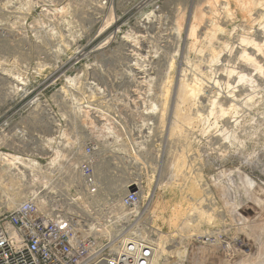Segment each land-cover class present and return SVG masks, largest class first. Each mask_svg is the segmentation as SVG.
Segmentation results:
<instances>
[{
	"label": "rangeland",
	"instance_id": "rangeland-1",
	"mask_svg": "<svg viewBox=\"0 0 264 264\" xmlns=\"http://www.w3.org/2000/svg\"><path fill=\"white\" fill-rule=\"evenodd\" d=\"M200 13L212 23L205 45L188 34ZM253 44L262 65L264 0H0V154L52 168L72 192L90 146L103 196L116 200L138 175L152 234L165 235L155 264H264V66L247 71L239 58ZM180 81L203 94L182 120ZM34 177L36 192L47 179ZM22 182L12 181L24 188L17 204L33 191Z\"/></svg>",
	"mask_w": 264,
	"mask_h": 264
},
{
	"label": "built area",
	"instance_id": "built-area-1",
	"mask_svg": "<svg viewBox=\"0 0 264 264\" xmlns=\"http://www.w3.org/2000/svg\"><path fill=\"white\" fill-rule=\"evenodd\" d=\"M94 165V149L85 146L72 192L68 181L58 184L49 175L55 171L41 166L47 180L36 183V194L0 213V264H150L155 242L141 184L107 198L94 181Z\"/></svg>",
	"mask_w": 264,
	"mask_h": 264
},
{
	"label": "bare ground",
	"instance_id": "bare-ground-1",
	"mask_svg": "<svg viewBox=\"0 0 264 264\" xmlns=\"http://www.w3.org/2000/svg\"><path fill=\"white\" fill-rule=\"evenodd\" d=\"M90 2V1H89ZM93 3V2H92ZM95 3V2H94ZM97 3V2H96ZM66 5V4H65ZM90 5H93V4H90ZM65 7V6H64ZM63 7V8H64ZM97 7V6H95ZM99 7V6H98ZM94 8V7H93ZM97 10V9H96ZM209 13V12H207ZM197 15V14H196ZM198 16V15H197ZM200 16H201V13H200ZM199 16V17H200ZM198 21H199V24L197 26V29H196V25H192L189 27V31H188V34H189V37L193 36L196 32L198 34L197 36V40H199V43L202 45V44H208L211 42L212 39L210 38H202L204 35H206V30L208 28H210L212 26V23L210 21L209 18H202V16L200 18H198ZM197 21V22H198ZM194 24V23H193ZM142 27V26H140ZM142 29V28H141ZM146 30V29H145ZM148 30V29H147ZM195 36V37H196ZM141 38V37H140ZM192 38V37H191ZM194 39V38H192ZM249 43L244 40V39H240L239 42H238V45L239 46H244V45H248ZM255 47V48H254ZM251 53H247L246 52V49L245 47L243 48H240V52L241 54L239 55V58L241 60H243V63L246 64L248 66L247 71L253 69L254 73H260L262 71V66H264V63L262 65H260V62H262L261 58H259L260 56V52L259 50L257 49V45L256 44H253V47L251 49ZM227 53V52H226ZM229 53V52H228ZM222 56H225L224 54H220V57ZM219 56L217 57V60L218 58H220ZM225 59V58H224ZM217 60L215 62H217ZM215 62H213L212 64H215ZM215 66V65H214ZM218 66V65H217ZM216 66V67H217ZM209 71L212 72V69H210L209 67ZM246 71V70H245ZM252 71V70H251ZM243 72V71H242ZM230 73H232V70L229 72V75ZM235 73V72H234ZM241 72L239 73H236L237 74V83H243V82H247L248 85L252 84L251 83V79H252V76L249 77L250 74H240ZM246 73V72H244ZM213 74H215V71L213 72ZM215 76V75H214ZM222 77V76H221ZM224 77V76H223ZM215 78V77H214ZM220 78V77H219ZM229 78V76H228ZM225 79V78H223ZM227 79V78H226ZM14 80V78H13ZM215 80V79H213ZM229 80V79H228ZM224 81V80H223ZM140 82V81H139ZM190 82V81H189ZM187 81H180L179 83V87L177 89V93H176V98H175V104L173 105V116L176 118H179V119H183L184 116L186 115L184 112L186 111V108L187 107H190V105L192 104L194 98L198 95L200 96V98H203V94L202 92L199 90V87L198 85H196L194 83H189ZM215 84H217V81H214L213 82ZM138 84V83H137ZM142 84V83H141ZM192 84V85H191ZM140 85V84H138ZM140 87V86H139ZM229 88V86H227ZM95 89V88H94ZM97 90V89H96ZM137 90V89H135ZM94 92H96L94 90ZM132 92V91H131ZM136 95H138L139 93H135ZM134 94V95H135ZM129 94H127L128 96ZM137 97V96H136ZM140 97V96H139ZM219 97V96H218ZM233 97L231 95H228V94H225L222 96V101H220L221 103H228L230 101H232ZM141 100V98H140ZM216 100V101H215ZM215 100L212 101V105H217L218 103V98L215 97ZM141 102V101H140ZM139 102V103H140ZM219 102V106H221V103ZM134 103H135V100H134ZM138 104V103H137ZM135 105V104H134ZM168 107V106H167ZM153 108V107H152ZM138 110V109H137ZM159 110V109H158ZM197 110V109H196ZM213 110V109H212ZM151 111V110H150ZM149 111V113L151 114V112ZM160 118H159V121L166 115V111H167V108L166 106L161 103L160 104ZM168 112H170V108L168 110ZM148 113V114H149ZM184 113V114H183ZM195 114H198L199 115V111H195L194 113V116L195 117H198V115H195ZM145 115V114H144ZM96 118H101V120L103 119L102 117H98V116H94ZM104 120V119H103ZM188 120V119H186ZM149 121V120H148ZM152 123V122H151ZM147 124V123H146ZM145 124V125H146ZM149 124V122H148ZM144 125V124H143ZM147 126V125H146ZM145 126V127H146ZM151 127V126H150ZM151 129V128H150ZM145 135H146V132H144ZM143 133V134H144ZM148 134V133H147ZM143 137V136H142ZM144 138V137H143ZM51 140L52 138H47L45 139L43 142L45 143H48L50 144L51 143ZM55 140V139H54ZM53 140V141H54ZM38 145L40 144H36V151L38 152L41 148L40 147H37ZM94 145V144H93ZM97 145V144H95ZM87 146V145H86ZM41 147H42V143H41ZM45 148V147H43ZM96 148V147H95ZM42 151V150H41ZM41 151H39V153L41 155H43L44 153H42ZM44 151V150H43ZM95 153V152H94ZM96 155V154H95ZM30 157V155L28 156ZM56 158V157H55ZM55 158L54 159H51V162H49V164L47 165L49 168L54 164L55 162ZM78 164V163H77ZM3 165V166H2ZM55 166V165H54ZM95 166V165H94ZM5 167V169L3 168ZM21 168V170H20ZM43 168L41 167L38 162H36L35 160H31V159H28V158H21V157H16V156H10V155H6V154H0V176H2L3 172L8 174V178L12 179V181H15V180H18V179H21L23 177V179H26L27 182H22V186H25L26 188L31 187L33 189V191H31L30 193H28L25 197L23 198L19 203H21L22 201H24L25 199L28 198L29 195H32V194H36V192H34V188L32 187V179L33 178H30L31 176H37V177H40L41 176V173H44L43 171H41L40 169ZM48 168V169H49ZM54 168V167H53ZM47 169V168H46ZM29 171V172H28ZM47 171V170H46ZM26 173V174H25ZM138 174V173H137ZM135 175V174H134ZM27 176V177H26ZM26 177V178H25ZM34 177V178H35ZM141 177V176H140ZM132 181L131 182H128L126 183L127 184H137L139 185L141 182H140V179L137 175V177H132ZM142 178V177H141ZM12 181H7L5 179H2L0 178V206H3L5 207L6 209H10V208H15L18 204L17 202L15 203V199L19 197V195L21 194V192L24 190L23 187L21 186H14L12 184ZM31 182V183H30ZM104 182L108 183L109 181L107 180H104ZM144 190V189H143ZM17 204V205H16ZM153 205V204H152ZM151 205V206H152ZM157 203H155V206L153 207L154 208V213L157 212V209H159V204L158 206H156ZM151 207V208H152ZM1 213V212H0ZM180 220V219H179ZM172 222V220L170 221ZM177 222V221H176ZM178 224H179V221H178ZM183 224V222L181 223ZM169 226H173L176 227L178 230L179 229H182L180 227L181 225H177V223H169ZM185 226V225H184ZM155 232L153 231L154 235L157 236L156 237V241L155 242V248H154V251H153V255L151 257V260H150V264H155L157 262V259L160 257V255L165 251V248L161 245L160 243V240L163 241V239L165 238V235L159 230V229H155ZM174 230H176L174 228ZM180 231V230H179ZM161 232V233H160ZM153 235V234H152ZM166 243V242H165Z\"/></svg>",
	"mask_w": 264,
	"mask_h": 264
},
{
	"label": "water",
	"instance_id": "water-1",
	"mask_svg": "<svg viewBox=\"0 0 264 264\" xmlns=\"http://www.w3.org/2000/svg\"><path fill=\"white\" fill-rule=\"evenodd\" d=\"M133 190H134V188H133V187H130V188H129V191H133Z\"/></svg>",
	"mask_w": 264,
	"mask_h": 264
}]
</instances>
